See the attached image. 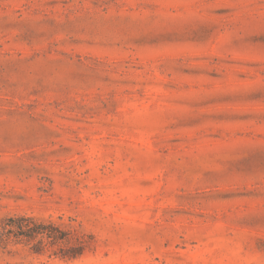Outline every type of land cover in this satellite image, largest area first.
I'll return each mask as SVG.
<instances>
[{
    "label": "rangeland",
    "instance_id": "rangeland-1",
    "mask_svg": "<svg viewBox=\"0 0 264 264\" xmlns=\"http://www.w3.org/2000/svg\"><path fill=\"white\" fill-rule=\"evenodd\" d=\"M0 264H264V0H0Z\"/></svg>",
    "mask_w": 264,
    "mask_h": 264
},
{
    "label": "trees",
    "instance_id": "trees-1",
    "mask_svg": "<svg viewBox=\"0 0 264 264\" xmlns=\"http://www.w3.org/2000/svg\"><path fill=\"white\" fill-rule=\"evenodd\" d=\"M23 228H24V227H20L21 230H23ZM25 228H26V230H28V231H33V227H31L30 225H26ZM51 237L54 238L55 236H51V235H49V238H51ZM55 238H57V236H56Z\"/></svg>",
    "mask_w": 264,
    "mask_h": 264
}]
</instances>
